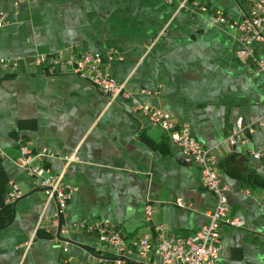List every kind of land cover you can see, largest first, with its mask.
<instances>
[{"label":"crops","instance_id":"0c3cea01","mask_svg":"<svg viewBox=\"0 0 264 264\" xmlns=\"http://www.w3.org/2000/svg\"><path fill=\"white\" fill-rule=\"evenodd\" d=\"M245 13L243 0H0V60L19 63L0 62V150L7 154L0 158V264H102L113 257L95 234L73 231L57 240V230L48 231L57 206L19 166L22 146L32 164L63 174L74 189L66 225L108 220L127 242L157 226L187 238L216 205L198 166L131 101L111 100L63 67L31 64L38 55L67 56L72 47L103 54L110 74L140 102L169 112L177 127L188 125L217 156L229 216L243 221L222 224L217 264H264V159L253 157L264 148V72L257 64L264 44L240 61L238 33L229 25ZM239 120L244 129L231 145ZM46 149L54 157H39ZM14 188L22 197L7 205Z\"/></svg>","mask_w":264,"mask_h":264},{"label":"built area","instance_id":"2783aa9c","mask_svg":"<svg viewBox=\"0 0 264 264\" xmlns=\"http://www.w3.org/2000/svg\"><path fill=\"white\" fill-rule=\"evenodd\" d=\"M243 2L247 7V13L240 20L233 21L229 25L238 33L239 47L235 52L236 57L245 62L255 56V45L264 44V0H243ZM216 19L221 23L227 22L221 14L217 15ZM3 25V19L0 18V27ZM0 62L5 68H17L19 65L17 61L6 59H1ZM31 64L52 68L63 67L69 74L92 84L111 100L123 97L131 101L133 111L146 115L152 125L160 127L168 139L181 148L188 162L198 166L203 187L216 197L215 207L206 212L208 222L195 235L182 238L170 235L162 226H157L154 234L136 237L127 242L121 230L108 220H81L70 225L63 224L62 219L74 189L64 182L63 174H55L44 166L32 164L31 152L26 146H22L19 166L26 169L28 174L38 181L47 199L54 201L57 206L51 227L47 228L48 231L55 228L57 240H64L61 237H68L73 231L95 234L100 244L108 246L113 253L112 258H100L102 264H217L222 249V224L243 225L242 220L229 216L228 189L218 173L217 156L193 137L188 125L182 124L177 127L169 112L140 102L137 95L129 91L124 82H119L110 74L108 62L99 52H77L72 47L67 56L60 53L38 55ZM257 64L264 72V62L259 60ZM151 93L147 89L141 91V94ZM243 129L242 120H239L236 129L227 140L228 143L234 145ZM45 156L54 157V154L46 149L39 157ZM6 157L7 154L0 150V158ZM253 157L256 160L264 159V148ZM21 197L22 193L14 188L8 193L6 204L12 205ZM177 205L185 207L182 199L178 200ZM152 215L153 207L145 206L146 219L151 220ZM64 250L67 251V248Z\"/></svg>","mask_w":264,"mask_h":264}]
</instances>
